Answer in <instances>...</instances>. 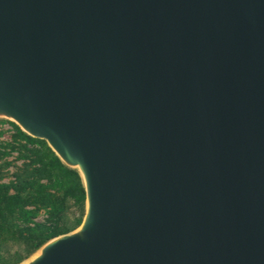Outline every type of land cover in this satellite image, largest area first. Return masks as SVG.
<instances>
[{
    "label": "water",
    "instance_id": "water-1",
    "mask_svg": "<svg viewBox=\"0 0 264 264\" xmlns=\"http://www.w3.org/2000/svg\"><path fill=\"white\" fill-rule=\"evenodd\" d=\"M0 121L86 194L18 264H264V0H0Z\"/></svg>",
    "mask_w": 264,
    "mask_h": 264
},
{
    "label": "trees",
    "instance_id": "trees-1",
    "mask_svg": "<svg viewBox=\"0 0 264 264\" xmlns=\"http://www.w3.org/2000/svg\"><path fill=\"white\" fill-rule=\"evenodd\" d=\"M10 124L17 131L16 147L10 152L18 150V159L25 162L15 180L0 183V244L16 237L35 251L51 238L69 232L61 225L62 214L70 201L85 204L86 194L79 175L66 168L44 141ZM10 152H0V159ZM42 210L48 219L35 221Z\"/></svg>",
    "mask_w": 264,
    "mask_h": 264
},
{
    "label": "rangeland",
    "instance_id": "rangeland-1",
    "mask_svg": "<svg viewBox=\"0 0 264 264\" xmlns=\"http://www.w3.org/2000/svg\"><path fill=\"white\" fill-rule=\"evenodd\" d=\"M0 152H10L12 147H16L14 138L17 131L6 121H0ZM8 144L11 146L8 147ZM19 152L14 150L8 156L0 159V183L8 184L15 180V175L25 161L18 159ZM85 215V204H78L70 201L67 209L62 214L61 225L67 231L76 229L82 222ZM48 215L44 210L40 212L37 222H45ZM68 233V232H67ZM36 251V250H35ZM35 251H32L25 240L12 238L8 242L0 244V264H18L28 258Z\"/></svg>",
    "mask_w": 264,
    "mask_h": 264
}]
</instances>
